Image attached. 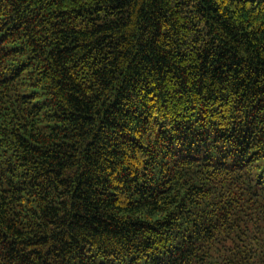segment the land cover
Wrapping results in <instances>:
<instances>
[{"label": "trees", "instance_id": "obj_1", "mask_svg": "<svg viewBox=\"0 0 264 264\" xmlns=\"http://www.w3.org/2000/svg\"><path fill=\"white\" fill-rule=\"evenodd\" d=\"M0 264H264V0H0Z\"/></svg>", "mask_w": 264, "mask_h": 264}]
</instances>
